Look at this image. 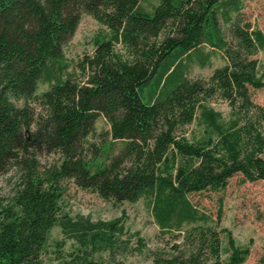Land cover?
I'll return each mask as SVG.
<instances>
[{
    "label": "trees",
    "instance_id": "trees-1",
    "mask_svg": "<svg viewBox=\"0 0 264 264\" xmlns=\"http://www.w3.org/2000/svg\"><path fill=\"white\" fill-rule=\"evenodd\" d=\"M246 1L162 0L148 13L139 0H0V175L18 174L13 196L0 199V264H42L49 230L73 228L63 211L70 182L117 204L148 200L159 237L172 242L151 264H223L222 235L227 264L244 262L248 247L218 228L221 210L213 221L188 196L236 175L264 184V108L250 98L264 88L255 58L264 35L233 18ZM82 16L106 32L68 72L64 48ZM117 44L139 48L141 61ZM212 52L226 64L189 78ZM214 96L231 109L226 124L206 105ZM99 118L109 126L102 147L88 142ZM194 122L203 136L186 135ZM71 264L103 263L84 255Z\"/></svg>",
    "mask_w": 264,
    "mask_h": 264
},
{
    "label": "rangeland",
    "instance_id": "rangeland-1",
    "mask_svg": "<svg viewBox=\"0 0 264 264\" xmlns=\"http://www.w3.org/2000/svg\"><path fill=\"white\" fill-rule=\"evenodd\" d=\"M140 7L152 13L161 6L162 0H139ZM233 18L242 23H249L252 30L261 31L264 35V0H250L243 4L238 15ZM105 29L99 26L91 17L82 16L72 39L64 48V57L69 65L68 72L84 55L94 51V39L105 34ZM225 39L230 42L231 36L227 28L223 30ZM115 51L121 53L129 62L141 61L140 50L126 49L115 45ZM206 51H210L207 49ZM255 58L258 61L259 76L264 81V51H258ZM226 64L220 52H212L210 65L205 68L193 66L189 69L191 79H208L212 71ZM47 85H40V94ZM250 98L254 105L264 108V88L250 90ZM208 108L220 115L223 124L232 118L228 104L218 96L206 103ZM35 111L39 109L33 106ZM109 130L107 122L99 118L95 124L94 133L88 142L96 147H102L110 142L104 134ZM187 136H203L204 128L196 122L185 127ZM100 135H102L100 137ZM116 154L120 142L114 143ZM58 155L40 157L42 167L52 165L58 160ZM264 158V155H263ZM18 174L14 169L0 175V199L7 200L13 196ZM63 199V211L73 225L71 230L57 225L47 234L45 245L41 251L42 264H71L73 259L87 256L103 264H151V253L162 250L170 252L172 242L169 237H159V229L155 224L147 199L135 203L117 204L101 199L95 192L84 190L70 182L66 186ZM190 202L201 212L216 220L220 209L222 217L218 228L230 232L238 247H248V256L240 264H264V184L262 182H243L240 175L232 177L224 189L205 191L189 195ZM113 223L111 231L106 225ZM93 229H92V228ZM223 264L228 262V247L225 235H222ZM168 242H170L168 244Z\"/></svg>",
    "mask_w": 264,
    "mask_h": 264
}]
</instances>
